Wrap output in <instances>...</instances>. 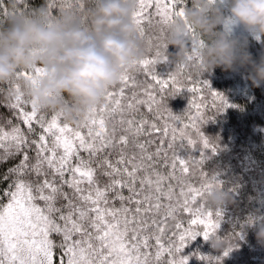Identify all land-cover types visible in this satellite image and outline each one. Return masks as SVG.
<instances>
[{
  "label": "snow or ice",
  "instance_id": "1",
  "mask_svg": "<svg viewBox=\"0 0 264 264\" xmlns=\"http://www.w3.org/2000/svg\"><path fill=\"white\" fill-rule=\"evenodd\" d=\"M138 3L134 20L141 36L149 9L167 25L186 7V0ZM195 59L193 52L188 61ZM156 62L146 58L134 66L154 83L125 70L119 86L108 89L104 103L76 127L63 113L40 114L22 93L6 105L19 110L26 130L11 120L10 130L0 125V164L19 157L0 176V182L9 181L0 192V264H187L188 257L180 256L185 241L201 235L193 226H202L205 239L214 234L219 223L201 201L218 183L213 177L194 187L190 177L196 176L203 152L201 160L181 154L198 143L189 129L204 149L210 147L198 126L199 106L189 123L173 115L157 96L168 88L172 96L180 92L178 76L185 65L160 79L152 68ZM10 87L19 93L18 85ZM212 95L220 109L229 106L222 95ZM184 213L191 217L187 227Z\"/></svg>",
  "mask_w": 264,
  "mask_h": 264
},
{
  "label": "clouds",
  "instance_id": "2",
  "mask_svg": "<svg viewBox=\"0 0 264 264\" xmlns=\"http://www.w3.org/2000/svg\"><path fill=\"white\" fill-rule=\"evenodd\" d=\"M25 3L6 0L7 15L0 20V92L8 102L22 93L40 110L83 124L124 71L144 57L145 44L134 20L138 0H44L38 8L23 10ZM248 36L264 44V0H191L166 25L167 61L173 68L187 65L198 76L216 68L244 70L252 85L260 87L264 52L254 59ZM169 45L176 51L168 53ZM193 52L197 59L189 62ZM11 85H18L19 93ZM205 200L213 209L234 202L219 184ZM248 226L264 247V222L254 215ZM211 246L223 254L236 247L234 238L218 236Z\"/></svg>",
  "mask_w": 264,
  "mask_h": 264
},
{
  "label": "trees",
  "instance_id": "3",
  "mask_svg": "<svg viewBox=\"0 0 264 264\" xmlns=\"http://www.w3.org/2000/svg\"><path fill=\"white\" fill-rule=\"evenodd\" d=\"M43 3L44 0H27L22 8L35 9ZM5 4L6 0H0V20L7 15ZM186 6H191V0H186ZM143 29L144 35L140 34V37L145 44V55L157 61L152 68L158 78L168 79L179 71V66L173 68V65L165 61L168 60L164 44L166 25L161 24L158 17L146 20ZM262 45L264 47V44ZM248 50L257 60L264 52V49L261 50L259 45L253 42H248ZM157 51L160 52L159 57L156 56ZM175 51L173 46H168V53ZM130 70L129 74L136 76L138 80L154 83L142 70L138 71L137 67ZM178 81L183 87L177 95L172 96V89L168 88L163 93H158L157 98L163 96L173 115L179 116L183 123H189V117L197 114L195 106L198 105L202 116L198 126L210 145L208 149H204L195 130L189 129L198 143L196 148H189L181 154L186 159L190 155L196 160H201L203 152L204 157L196 168V176L190 177V181L194 187H199L201 183L211 181L214 177L234 199L233 203L222 209L210 208L206 200L201 201L205 211L213 212L212 219L219 223V227L213 235L205 239L202 226H193L201 235L186 239L180 256L188 257L187 264H264V247L258 245L255 230L248 226V220L254 215L259 222H264V85L254 87L244 70L226 72L216 68L212 73L204 72L198 76L189 71L187 65L183 74L178 76ZM119 83L112 88L118 87ZM192 88L199 91L193 93L190 91ZM213 92L222 95L229 106L220 109L218 99L214 105ZM8 103L5 95L0 92V105H4L0 106V117L3 118L0 119V125L6 130L10 128L7 122L11 120L12 124H19L22 130H26V125L18 118L19 110H11L6 106ZM141 111L147 114L146 109ZM147 115L151 118L150 114ZM177 143L179 144V141ZM212 146H215V152L211 150ZM18 162L19 157L0 164V176ZM162 170L165 173L168 171ZM8 183L9 181L0 182V192L7 188ZM5 201L7 200L3 202ZM216 211L221 213L219 218L215 216ZM190 218L189 214H183L185 227L188 226ZM216 236L234 238L236 247L225 256L211 246L212 239ZM53 238L59 242L58 237ZM200 257L208 259L203 260Z\"/></svg>",
  "mask_w": 264,
  "mask_h": 264
},
{
  "label": "rangeland",
  "instance_id": "4",
  "mask_svg": "<svg viewBox=\"0 0 264 264\" xmlns=\"http://www.w3.org/2000/svg\"><path fill=\"white\" fill-rule=\"evenodd\" d=\"M155 8H152V9H149L148 10V19H150V20H153V19H156V18H158V16H156L155 15ZM147 19V20H148ZM237 31V33L239 34L242 30L241 29H237L236 30ZM139 35H140V33H139ZM246 35V34H245ZM160 38V37H159ZM248 42H253V43H255V44H257V45H259V47L261 48V50L262 49H264V47H263V45L261 44V42L257 39V38H255V37H252V36H248ZM264 51V50H263ZM145 54H147L146 53V51H145ZM144 54V57H143V59H146L147 58V56ZM142 59V60H143ZM134 68V67H133ZM128 72L129 73H131V70L129 69L128 70ZM24 98V97H23ZM24 110H26V111H30V104H26L24 107ZM54 112H52V111H47V112H45V110H41V113L40 114H47L49 117L51 116V114H53ZM65 122H67L66 120H65ZM70 126H72V127H76V125H73L72 123H69V122H67ZM6 130H10V128H6ZM37 131H39V129H38V127H37ZM7 201H5L4 203H6Z\"/></svg>",
  "mask_w": 264,
  "mask_h": 264
}]
</instances>
